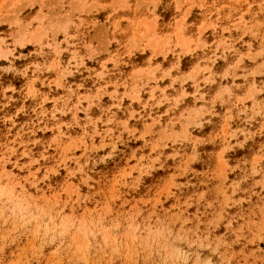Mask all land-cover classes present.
I'll return each instance as SVG.
<instances>
[{
  "label": "rangeland",
  "instance_id": "1",
  "mask_svg": "<svg viewBox=\"0 0 264 264\" xmlns=\"http://www.w3.org/2000/svg\"><path fill=\"white\" fill-rule=\"evenodd\" d=\"M0 264H264V0H0Z\"/></svg>",
  "mask_w": 264,
  "mask_h": 264
}]
</instances>
